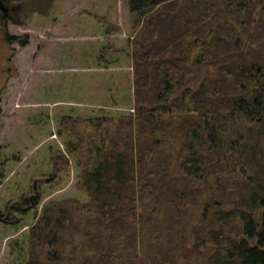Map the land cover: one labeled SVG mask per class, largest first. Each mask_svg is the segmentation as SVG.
Here are the masks:
<instances>
[{
	"label": "rangeland",
	"instance_id": "rangeland-1",
	"mask_svg": "<svg viewBox=\"0 0 264 264\" xmlns=\"http://www.w3.org/2000/svg\"><path fill=\"white\" fill-rule=\"evenodd\" d=\"M15 5L13 20L0 30V264H26L31 229L45 208L69 200L93 202L83 186L99 159L122 152L131 143L129 134L138 144L135 40L156 16L155 11L133 14L128 0H23ZM252 16L263 18L264 3ZM6 32L27 35L29 43L10 46ZM222 127L220 146L211 149L205 178L195 186L201 188L199 209L190 210L187 231L180 234L184 246L170 264H207L214 250L207 234L219 229L216 211L236 214L226 226L230 236L242 235L241 212L262 220L264 117L237 113ZM178 175L179 186L190 187L189 179ZM16 202L21 210L13 207ZM67 206L74 211L72 202ZM177 211L172 208L171 214ZM79 221L89 227L90 219ZM69 229L59 249L67 256L75 248L87 254L82 249L94 247L93 242L75 226Z\"/></svg>",
	"mask_w": 264,
	"mask_h": 264
},
{
	"label": "trees",
	"instance_id": "trees-1",
	"mask_svg": "<svg viewBox=\"0 0 264 264\" xmlns=\"http://www.w3.org/2000/svg\"><path fill=\"white\" fill-rule=\"evenodd\" d=\"M1 1L8 10L0 8V30H7L15 4L23 0ZM263 3L128 0L133 14L156 13V23L151 16L135 40L140 140L135 144L129 134L131 143L122 152L99 159L83 186L92 192L93 202L66 201L67 205L72 202L74 211L63 204L45 208L31 229L26 264L173 261L184 246L180 234L187 231L190 210L199 209L201 188H196L205 178L206 157L220 146L223 121L232 120L237 113L264 117V16H252ZM6 41L24 47L29 37L6 32ZM2 115L0 97V118ZM172 172L174 177L179 172L189 179L190 187L179 186ZM260 206L264 209V199ZM172 208L178 210L176 216L171 214ZM235 215L234 211L215 212L219 229L207 234L214 246L207 264H264V212L261 221L252 213L241 212L242 235L230 236L226 226ZM82 218L90 219L89 227H82ZM70 226L93 242L94 247L82 249L87 254L75 248L67 256L64 248L59 249Z\"/></svg>",
	"mask_w": 264,
	"mask_h": 264
},
{
	"label": "water",
	"instance_id": "water-1",
	"mask_svg": "<svg viewBox=\"0 0 264 264\" xmlns=\"http://www.w3.org/2000/svg\"><path fill=\"white\" fill-rule=\"evenodd\" d=\"M0 8L3 9L5 12H7V8H5L4 4L2 3V1L0 0ZM39 199V195H36L33 199H31V204L34 206L37 204ZM13 207H15L18 210H21V207L19 206V202H16L13 204Z\"/></svg>",
	"mask_w": 264,
	"mask_h": 264
},
{
	"label": "bare ground",
	"instance_id": "bare-ground-1",
	"mask_svg": "<svg viewBox=\"0 0 264 264\" xmlns=\"http://www.w3.org/2000/svg\"><path fill=\"white\" fill-rule=\"evenodd\" d=\"M132 24H134V23H132ZM206 71H207V70H206ZM243 73H244V72H243ZM259 83H260V82H259ZM259 83H258V84H259ZM252 87H253V86H252ZM252 87H251V88H252ZM138 119H139V118H138ZM83 122H84V121H83ZM117 124H118V123H117ZM259 202H260V201H259ZM11 210H12V209H11ZM11 212H12V211H11ZM43 229H44V228H43ZM41 231H42V229H41ZM46 232H47V231H46ZM242 232H243V231H242ZM43 234H44V232H43ZM45 234H46V233H45ZM39 239H41V238H39ZM199 251L202 252V250H199Z\"/></svg>",
	"mask_w": 264,
	"mask_h": 264
}]
</instances>
